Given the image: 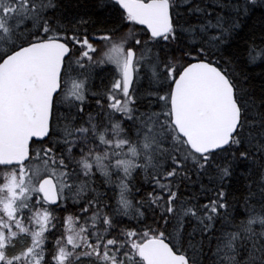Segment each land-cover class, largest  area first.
Returning a JSON list of instances; mask_svg holds the SVG:
<instances>
[{
  "label": "snow or ice",
  "instance_id": "obj_1",
  "mask_svg": "<svg viewBox=\"0 0 264 264\" xmlns=\"http://www.w3.org/2000/svg\"><path fill=\"white\" fill-rule=\"evenodd\" d=\"M0 264H264V0H0Z\"/></svg>",
  "mask_w": 264,
  "mask_h": 264
}]
</instances>
